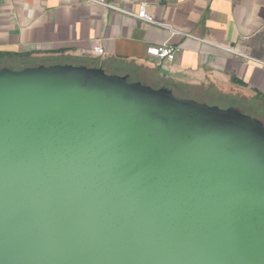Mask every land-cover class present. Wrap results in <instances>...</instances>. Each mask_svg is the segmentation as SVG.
I'll return each instance as SVG.
<instances>
[{"label": "water", "instance_id": "95a60500", "mask_svg": "<svg viewBox=\"0 0 264 264\" xmlns=\"http://www.w3.org/2000/svg\"><path fill=\"white\" fill-rule=\"evenodd\" d=\"M0 264H264V121L102 65L1 67Z\"/></svg>", "mask_w": 264, "mask_h": 264}, {"label": "crops", "instance_id": "0c3cea01", "mask_svg": "<svg viewBox=\"0 0 264 264\" xmlns=\"http://www.w3.org/2000/svg\"><path fill=\"white\" fill-rule=\"evenodd\" d=\"M101 1L130 12L145 3L156 20L263 63L90 0H0V68L102 65L185 97L264 111V0ZM164 44L180 50L158 66L148 48Z\"/></svg>", "mask_w": 264, "mask_h": 264}, {"label": "built area", "instance_id": "2783aa9c", "mask_svg": "<svg viewBox=\"0 0 264 264\" xmlns=\"http://www.w3.org/2000/svg\"><path fill=\"white\" fill-rule=\"evenodd\" d=\"M90 1L98 2V3L103 4V5H105V6L109 7V8L118 10L120 12H123L125 14L131 15V16L136 17L138 19L145 20V21L150 22L152 24H155L157 26L166 28L171 34H179V35L187 36V37H190V38H195V39H198V40L203 41L205 43H209V44L215 45L217 47H220V48H222V49H224V50H226V51H228V52H230V53H232L234 55H237V56H240V57H245V58L251 59L253 61L259 62V63H263L262 61L257 60V59H255V58H253V57H251V56H249L247 54L239 52L238 50H236L233 47H228V46H222V45H219V44H215V43L211 42L210 40L199 38L198 36H196L194 34L179 30L177 28H174L170 24H167L165 22L156 20L153 16H151L147 12V8H146L147 6H146L145 3L140 4V6H139V8H138V10L136 12H130L128 10H125V9L117 7V6H113V5L109 4V3L101 1V0H90ZM179 50H180L179 47L173 46L171 44L156 45V46H150L148 48V54L151 57L156 58L157 65L161 66L163 60H165V59L173 60L175 54ZM93 52L98 54V55H101L102 54V46L101 45L94 46Z\"/></svg>", "mask_w": 264, "mask_h": 264}, {"label": "rangeland", "instance_id": "374dc122", "mask_svg": "<svg viewBox=\"0 0 264 264\" xmlns=\"http://www.w3.org/2000/svg\"><path fill=\"white\" fill-rule=\"evenodd\" d=\"M13 65V64H12ZM16 66V65H15ZM17 67V66H16ZM198 101L200 102H204V103H207L209 105H219L220 107L222 108H225V107H228V103H226L225 101H214V100H211V99H198ZM247 113H249L250 115H252L253 117H261L262 120L264 121V114L263 111H256V112H253V111H246Z\"/></svg>", "mask_w": 264, "mask_h": 264}, {"label": "trees", "instance_id": "16d2710c", "mask_svg": "<svg viewBox=\"0 0 264 264\" xmlns=\"http://www.w3.org/2000/svg\"><path fill=\"white\" fill-rule=\"evenodd\" d=\"M262 114H264V111H263V113Z\"/></svg>", "mask_w": 264, "mask_h": 264}]
</instances>
